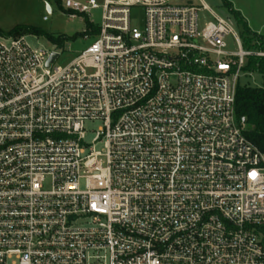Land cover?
Wrapping results in <instances>:
<instances>
[{
    "label": "built area",
    "instance_id": "2783aa9c",
    "mask_svg": "<svg viewBox=\"0 0 264 264\" xmlns=\"http://www.w3.org/2000/svg\"><path fill=\"white\" fill-rule=\"evenodd\" d=\"M100 6L95 40L63 66L61 48L0 33V264H264V154L234 109L264 42L245 48L204 3Z\"/></svg>",
    "mask_w": 264,
    "mask_h": 264
},
{
    "label": "rangeland",
    "instance_id": "374dc122",
    "mask_svg": "<svg viewBox=\"0 0 264 264\" xmlns=\"http://www.w3.org/2000/svg\"><path fill=\"white\" fill-rule=\"evenodd\" d=\"M72 1L83 2L85 0ZM95 1L99 4V7L92 9L87 18L95 26H100L102 22V8L100 5L103 0ZM188 1L198 6L204 3L218 15L228 18L245 48H253L252 42L255 40L253 33L256 36L264 37V0H228L232 8L238 11L246 22L250 30L249 33L245 32L244 26L237 22L234 15L224 6L223 0ZM64 3L65 0H0V30L6 33L16 26H28L39 28L54 36L67 37L64 46L60 50L59 57L54 61L55 65H66L78 53L89 46L95 40L96 35L84 32L86 28L84 17L65 7ZM143 18L141 7L135 6L131 9L130 19L132 25L139 28L142 27ZM198 18L200 22L212 20V16L206 10H200ZM19 35H25L32 48L48 50H53L54 48L53 44L43 36ZM225 41L229 50L235 51L237 49L232 36H227ZM259 43L262 45L263 41H259ZM246 66L247 64L245 63L244 68ZM238 82L241 85L260 87L264 82V74L256 69H244ZM100 126L101 122L99 120L86 121L84 124L85 141L91 143L95 131ZM95 148L101 150L102 143L96 144Z\"/></svg>",
    "mask_w": 264,
    "mask_h": 264
},
{
    "label": "trees",
    "instance_id": "16d2710c",
    "mask_svg": "<svg viewBox=\"0 0 264 264\" xmlns=\"http://www.w3.org/2000/svg\"><path fill=\"white\" fill-rule=\"evenodd\" d=\"M223 4L234 15L237 22L241 23L244 26L245 32L249 33L250 30L240 13L232 8V5L228 0H223ZM82 16L84 17L85 21V31H88L90 34L95 35L98 32V26H95L92 22H90L87 16ZM0 33L7 35L32 34L43 36L58 48H62L65 41L67 40V37L54 36L39 28L28 26H16L6 33L0 30ZM81 35H83V33H81ZM253 35L255 36V39L264 41L263 36H256L255 33H253ZM245 69H256L264 74V58H249L248 65ZM234 109L236 116H245V134L247 138L264 154V82L260 87H252L249 85H241L237 83L235 87Z\"/></svg>",
    "mask_w": 264,
    "mask_h": 264
},
{
    "label": "water",
    "instance_id": "95a60500",
    "mask_svg": "<svg viewBox=\"0 0 264 264\" xmlns=\"http://www.w3.org/2000/svg\"><path fill=\"white\" fill-rule=\"evenodd\" d=\"M56 53H51L50 57L48 58L46 64H48L50 61H52L56 57Z\"/></svg>",
    "mask_w": 264,
    "mask_h": 264
},
{
    "label": "crops",
    "instance_id": "0c3cea01",
    "mask_svg": "<svg viewBox=\"0 0 264 264\" xmlns=\"http://www.w3.org/2000/svg\"><path fill=\"white\" fill-rule=\"evenodd\" d=\"M264 42V41H263Z\"/></svg>",
    "mask_w": 264,
    "mask_h": 264
}]
</instances>
